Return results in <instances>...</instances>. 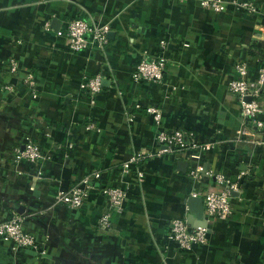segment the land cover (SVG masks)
<instances>
[{"label":"crops","instance_id":"obj_1","mask_svg":"<svg viewBox=\"0 0 264 264\" xmlns=\"http://www.w3.org/2000/svg\"><path fill=\"white\" fill-rule=\"evenodd\" d=\"M228 1L218 13L196 0H0V60L14 55L39 79L37 98L23 88L0 94V217L5 208L31 212L25 226L39 250L15 252L0 242V264H264V129L260 137L240 136L239 104L227 86L235 62H247L251 77L262 65L264 0H250L255 14L235 8L243 0ZM78 14L110 26L104 48L92 41L70 53L57 38L58 28ZM162 40L163 83L137 85L131 69L143 56H156ZM95 74L103 80L92 98L79 83ZM153 105L164 128L210 143L201 158L157 153L158 126L147 113ZM25 136L48 154L39 173L11 158ZM143 150L152 156L140 163V181L126 175L128 199L110 229L95 227L104 206L96 190L78 210L54 204L58 191L93 172L100 184L117 183L120 164ZM192 163L203 166L200 179L189 176ZM213 172L241 186L225 221L207 222L189 209L192 192L214 183ZM180 216L209 225L206 245L191 253L175 248L169 220Z\"/></svg>","mask_w":264,"mask_h":264},{"label":"built area","instance_id":"obj_2","mask_svg":"<svg viewBox=\"0 0 264 264\" xmlns=\"http://www.w3.org/2000/svg\"><path fill=\"white\" fill-rule=\"evenodd\" d=\"M185 2L188 0H178ZM201 8L213 12H223L229 5L228 0H196ZM237 10L255 14L256 8L250 0L234 3ZM44 29H49V24H44ZM108 24H89L82 15H75L65 21L56 31L57 38L64 43L70 53H77L89 47L90 42L95 41L101 48L108 43ZM264 33V25L261 26ZM92 35V38H89ZM166 41H160V50L156 56H143L133 66L130 76L133 82L141 85L144 82L163 83L164 73L168 66L166 56ZM234 76L228 81V89L237 100L242 117L238 133L244 136L256 138L262 136L264 122L261 114L264 111V58L262 65L258 67L256 75H249V65L245 61H237L233 65ZM0 94H18L20 88L25 89L32 98H37L39 93L38 72L20 63L14 55L0 60ZM103 76L95 74L84 76L79 83V90L90 97H95L101 91ZM138 106V105H137ZM147 113L152 116L158 126L155 141L158 144L157 153H169L175 156L184 155L189 160H198L210 147V143H201L196 140L192 132L182 128L166 129L161 125V109L158 106H148ZM131 119V118H130ZM252 127H255L253 129ZM88 129H98L94 123L87 124ZM257 135V136H256ZM263 140V141H262ZM260 142L264 143V139ZM11 158L15 164L25 163L27 166L40 170L48 162V154L40 145L28 136L22 143L12 148ZM152 154L146 150L135 152L127 160L120 164L119 180L115 184L104 185L98 182L99 172L83 176L76 183L65 190H60L55 195L54 204H63L71 210L82 208L89 201L91 190L98 191L104 198V206L97 217L95 227L105 231L111 228L113 217L122 214L128 199V191L124 182L127 174H133L137 181L144 175L140 163ZM203 166L191 164L189 176L200 179ZM214 183L206 187V190H196L193 196H199L203 201V217L207 222L213 220L225 221L233 213L232 194L240 190L239 180L229 176L213 172ZM124 181V182H123ZM7 214L0 217V242L10 245L15 252L26 249H38L36 235L27 230L25 220L31 216V212L19 206L15 209L5 208ZM212 229L209 225H191L188 217H173L169 220L167 233L168 240L174 244L177 250L191 253L194 246H204L208 243Z\"/></svg>","mask_w":264,"mask_h":264},{"label":"water","instance_id":"obj_3","mask_svg":"<svg viewBox=\"0 0 264 264\" xmlns=\"http://www.w3.org/2000/svg\"><path fill=\"white\" fill-rule=\"evenodd\" d=\"M57 28V26H55ZM109 35V34H108ZM203 201L199 196H190L189 209L195 215H200L203 212Z\"/></svg>","mask_w":264,"mask_h":264}]
</instances>
